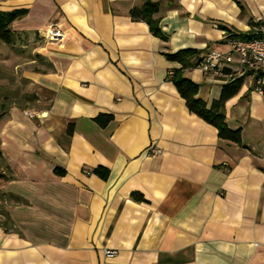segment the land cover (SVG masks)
I'll return each mask as SVG.
<instances>
[{"label": "crops", "instance_id": "0c3cea01", "mask_svg": "<svg viewBox=\"0 0 264 264\" xmlns=\"http://www.w3.org/2000/svg\"><path fill=\"white\" fill-rule=\"evenodd\" d=\"M143 1L0 0L27 9L0 40V264H264V92L243 77L222 109L241 142L220 138L165 56L225 50L264 0H155L166 40L129 16Z\"/></svg>", "mask_w": 264, "mask_h": 264}, {"label": "trees", "instance_id": "16d2710c", "mask_svg": "<svg viewBox=\"0 0 264 264\" xmlns=\"http://www.w3.org/2000/svg\"><path fill=\"white\" fill-rule=\"evenodd\" d=\"M159 7L158 1L155 0H144L140 5L133 6L129 9V16L133 20H143L147 23L150 32L163 39H167V34L159 26V19L155 16ZM27 9L24 7L13 8L11 10H0V40L5 43H10L12 40V30L10 27L11 22L25 15ZM261 22L251 23V27L257 26ZM231 34L241 37L249 38L254 36V33L250 29L246 32H231ZM167 59L177 61L180 66L171 70L168 73V77L175 85L180 96L185 100V104L191 112H194L201 118H203L208 123L212 124L216 130L217 135L220 138L231 140L235 143H240V131L239 129H231L227 126L224 120L223 105L224 102L237 93L242 85V78H235L221 86L220 94L217 99L212 100L209 106L199 97L196 96L198 84L191 80L189 77L183 74V69L187 67H196L197 63L201 59L197 56V51L194 48H183L176 50L174 52H165ZM99 115L95 119L101 125L105 121L109 120L110 115H105L104 119ZM9 176L0 171V179H7ZM132 197L134 199H141L142 196L139 192H132ZM5 222H9L5 218Z\"/></svg>", "mask_w": 264, "mask_h": 264}, {"label": "built area", "instance_id": "2783aa9c", "mask_svg": "<svg viewBox=\"0 0 264 264\" xmlns=\"http://www.w3.org/2000/svg\"><path fill=\"white\" fill-rule=\"evenodd\" d=\"M254 36L237 37L231 33L225 38L227 48H210L199 60L196 67L205 75L226 83L235 78L248 76L251 88L259 93L264 92V23L251 28ZM49 37H58L61 32L57 28H49ZM33 116V113H28ZM152 154L160 152L154 146L149 147ZM107 256L117 253L114 249L105 250Z\"/></svg>", "mask_w": 264, "mask_h": 264}, {"label": "rangeland", "instance_id": "374dc122", "mask_svg": "<svg viewBox=\"0 0 264 264\" xmlns=\"http://www.w3.org/2000/svg\"><path fill=\"white\" fill-rule=\"evenodd\" d=\"M8 64V63H7ZM8 70H9V68L8 67H6ZM7 75H6V80H5V82H10V79H11V76H9V74H8V71H7V73H6ZM5 220V219H4ZM3 220V222H5ZM6 223V222H5ZM7 224V223H6Z\"/></svg>", "mask_w": 264, "mask_h": 264}]
</instances>
